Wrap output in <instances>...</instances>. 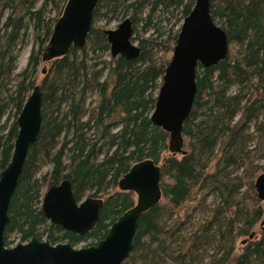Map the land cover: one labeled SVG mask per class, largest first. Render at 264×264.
Instances as JSON below:
<instances>
[{"label": "trees", "instance_id": "16d2710c", "mask_svg": "<svg viewBox=\"0 0 264 264\" xmlns=\"http://www.w3.org/2000/svg\"><path fill=\"white\" fill-rule=\"evenodd\" d=\"M67 1L43 0L37 7L39 0H1L11 13L0 28V175L11 161L18 116ZM194 4L98 0L85 46H72L49 62L39 84L42 129L10 205L7 245L15 233L23 242L37 236L53 244H98L135 204L133 192L119 190V180L136 162L150 158L163 161L166 202L143 213L135 247L123 264H264V207L255 188L257 173L264 171L258 163L264 160V0H211L212 17L225 29L230 49L218 64L198 66L180 156L163 157L170 134L151 120L171 59L167 54L179 35L177 22L171 28L162 23L179 15V21L185 19ZM126 17L141 47L132 60L111 55L106 29L99 26ZM140 23L142 29H136ZM29 37L30 57L17 73L18 54ZM90 94H96L93 106ZM46 165L50 170L40 176ZM65 179L78 200L107 196L98 223L83 236L52 223L42 209L45 188ZM208 208L209 218L192 222L195 213ZM191 225L197 227L187 233Z\"/></svg>", "mask_w": 264, "mask_h": 264}, {"label": "water", "instance_id": "95a60500", "mask_svg": "<svg viewBox=\"0 0 264 264\" xmlns=\"http://www.w3.org/2000/svg\"><path fill=\"white\" fill-rule=\"evenodd\" d=\"M98 0H68L63 14L54 25L43 61L65 56L72 46L82 48L92 29ZM110 53L129 60L141 54L133 41L134 26L127 17L117 28L106 29ZM228 35L211 13V0H195L191 12L180 28L172 57L166 67L151 120L170 134L169 150L183 151L184 123L189 118L197 94V69L209 68L227 58ZM45 69L43 73H45ZM43 92L35 85L18 116L19 131L9 165L0 175V264H123L135 247V237L144 212L162 199V168L153 159L136 162L119 180V190L133 192V207L123 213L98 244L75 248L71 243L52 244L33 237L13 247L6 245L5 234L10 223L9 209L30 149L42 129ZM259 198L264 201V173L255 180ZM104 200L92 196L78 201L69 179L48 188L43 198V212L54 224L66 230L85 234L100 219Z\"/></svg>", "mask_w": 264, "mask_h": 264}, {"label": "rangeland", "instance_id": "374dc122", "mask_svg": "<svg viewBox=\"0 0 264 264\" xmlns=\"http://www.w3.org/2000/svg\"><path fill=\"white\" fill-rule=\"evenodd\" d=\"M42 1L43 0H39L38 4H37V7H40L41 4H42ZM3 3L1 2L0 0V28L4 25L5 23V20L7 18V16L11 13V10L8 9V8H5L3 5ZM56 14V12L54 11L53 12V16ZM179 17L180 15L178 16V20L177 18L173 17L172 20L170 22L167 21V19H165V22H163L162 24L165 25L167 28H171L173 26V24L175 22V25H174V31H180V28L183 24V21L184 19L180 20L179 21ZM177 20V21H176ZM122 20H112L111 22H109L108 24H106L105 22H100L99 23V26L100 27H104L105 29H115L117 28V26L119 25V23L121 22ZM142 23L139 24L138 27H135L136 29L138 28L139 30L142 29ZM153 31L150 30L149 32L145 33V37H149L151 35ZM133 41L139 45V42L134 40L133 38ZM32 46H33V39L32 37H29L27 39V43L20 49V52L18 54V68H17V73L21 72L22 70L25 69V67L27 66V62H28V59L30 57V53H31V50H32ZM168 58H171L172 57V52L168 53L167 54ZM106 60H109V56L106 55L104 57ZM43 63L41 64V66L39 67V71H38V74H37V78H36V85L37 84H41L43 78L45 77V75L47 74L48 70L50 69V63L47 62V61H42ZM46 70L45 73L42 72V70ZM96 100V94H90V97H89V104L91 106L94 105V102ZM237 119H239V115L237 116ZM5 120L6 118H4L3 122L2 123H5ZM171 153L169 150H166L164 153H163V157H167V156H170ZM181 154L179 153L178 156H180ZM163 161L160 162V164L162 163ZM259 164H264V160H260L258 161ZM48 170H50V166L49 165H46L41 173H40V176L45 174ZM261 173H264L263 170H260L259 173H257V176L256 178L261 174ZM256 180V179H255ZM46 189L47 187L45 188V192H46ZM91 196V195H90ZM103 199H106V195H102ZM100 198V197H98ZM134 198L136 200L137 196L134 194ZM214 197H211L209 200H208V205L210 208H212L215 204V201H214ZM161 203H165L166 202V199L165 197H162V200L160 201ZM262 202V206L264 207V201H261ZM206 209L204 210L203 212H200V213H195L193 215V219H192V222L193 223H196V222H201L203 220H205L206 218H209L210 215H212V213L209 212V209ZM183 212V211H182ZM197 226H193L191 225L190 227H188V232L187 233H190V231L192 230H195ZM190 230V231H189ZM11 240L13 241V245H16L18 243L21 242V239L19 238V235L18 234H13L12 237H11ZM25 243V242H24ZM237 245L238 247H240L241 243L240 241L237 242ZM86 247V246H85Z\"/></svg>", "mask_w": 264, "mask_h": 264}, {"label": "flooded vegetation", "instance_id": "af4514ba", "mask_svg": "<svg viewBox=\"0 0 264 264\" xmlns=\"http://www.w3.org/2000/svg\"><path fill=\"white\" fill-rule=\"evenodd\" d=\"M60 183H61V182H60ZM60 183H59V184H60ZM59 184H54V185H59ZM51 186H53V185H51ZM72 186H73V184H72ZM48 188H49V187H48ZM48 188H47L46 190H48ZM73 189H74V187H73ZM126 192H128V191H126ZM74 194H75V193H74ZM14 195H15V194H14ZM88 196H90V195H86V196H85L84 198H82L81 200H78L77 198H76V199H77L78 201H83V200H84L86 197H88ZM13 197H14V196H13ZM75 197H76V196H75ZM100 198H101V197H100ZM12 199H13V198H12ZM102 199H103V197H102ZM103 200H104V203H103V207H104L105 199H103ZM11 202H12V201H11ZM42 205H43V203H42ZM103 207H102V208H103ZM42 209H43V208H42ZM9 210H10V209H9ZM101 210H102V209H101ZM100 213H101V211H100ZM9 214H10V212H9ZM46 218H47V217H46ZM47 219H48V218H47ZM48 220H49V219H48ZM49 221H50V220H49ZM97 223H98V222H97ZM56 225H57V224H56ZM58 226H60V225H58ZM95 226H96V225H95ZM95 226H94V227H95ZM60 227H61V226H60ZM94 227H93V228H94ZM62 228H63V227H62ZM93 228H92V229H93ZM63 229H64V228H63ZM92 229H91V230H92ZM64 230H66V229H64ZM68 231H70V230H68ZM72 232H73V231H72ZM88 232H89V231H88ZM75 233H76V232H75ZM77 234H78V233H77ZM85 234H86V233H85ZM85 234H83V235H85ZM79 235H81V234H79ZM83 235H81V236H83ZM5 237H6V235H5ZM33 237L38 238L37 236H33ZM33 237H32V238H33ZM105 237H106V236H105ZM32 238H31V239H32ZM31 239H30V240H31ZM38 239H40V238H38ZM5 240H6V239H5ZM40 240H48V239H46V238L44 237V238H42V239H40ZM28 241H29V240H28ZM21 242L24 243L23 241H21ZM26 242H27V241H26ZM51 243H52V242H51ZM59 243H66V242H59ZM69 243H70V242H69ZM52 244H53V243H52ZM56 244H58V243H56ZM71 244H72V243H71ZM6 245H7V243H6ZM16 245H17V244H16ZM54 245H55V244H54ZM7 246H8V247H13V246H15V245H13V243H12L11 245H7ZM72 246H74V245L72 244ZM85 246H87V244H85V243H81V244L76 245V246H74V247H75V248H80V247H85ZM130 255H131V254H130Z\"/></svg>", "mask_w": 264, "mask_h": 264}, {"label": "bare ground", "instance_id": "6f19581e", "mask_svg": "<svg viewBox=\"0 0 264 264\" xmlns=\"http://www.w3.org/2000/svg\"><path fill=\"white\" fill-rule=\"evenodd\" d=\"M64 11V10H63ZM63 14V13H62ZM127 18V17H126ZM124 20V19H123ZM134 26V25H133ZM133 36H134V34H133ZM134 38V37H133ZM173 53V52H172ZM118 57V56H117ZM37 85H39V84H37ZM32 91H33V89H32ZM32 93V92H31ZM47 191V190H46ZM46 193V192H45ZM45 195V194H44ZM89 197V196H88ZM93 197V196H92ZM44 198V197H43ZM95 198H98V197H95ZM43 203V202H42ZM30 241V240H29ZM26 243V242H25Z\"/></svg>", "mask_w": 264, "mask_h": 264}]
</instances>
